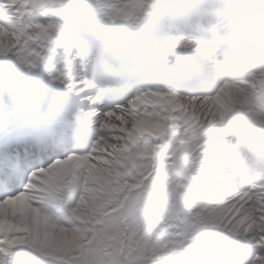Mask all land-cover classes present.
Segmentation results:
<instances>
[{
    "label": "snow or ice",
    "instance_id": "6c2138e0",
    "mask_svg": "<svg viewBox=\"0 0 264 264\" xmlns=\"http://www.w3.org/2000/svg\"><path fill=\"white\" fill-rule=\"evenodd\" d=\"M58 2L0 0V6L10 10L16 25L9 28L0 23V55L13 53L23 57L30 71L37 60L55 53L58 60L48 70L49 79L87 101H101L112 107L102 112L91 108L85 118L101 131L94 135L77 132L75 139L83 147L57 156L47 167L34 168L22 188L17 169L8 164L0 166V182L14 186L15 190L14 195L0 199V264H13L5 254L23 245L53 258L51 264H93L89 252L99 253L108 245L97 239L94 227H82L88 224L83 208L88 205L89 193L96 188L107 191L110 185L131 175L137 169V161L154 157L161 149H165V161L136 171L131 180L125 179L127 191L116 207L106 209L109 201L105 200L89 211L102 215L123 211L126 217H134L137 224L147 221L159 225L157 235L165 234L168 243L175 245L163 255L175 253V264H201L199 256L209 237L215 251L226 257L223 264H264V179L227 193L226 210L220 214L214 206L192 203L189 183L167 171L173 160L179 161L185 155L193 156L199 163L217 156L221 148L228 146L230 141L221 143L215 138L220 133L214 126L223 122L233 109L232 86L228 83L215 86L207 67L197 61L182 73H176L177 90L159 86L137 89L130 98L115 102L108 95L109 87L101 83L100 94H89L100 80H89L84 75L77 79L80 54L66 37L64 24L40 11L45 5ZM137 5L138 0H133L129 7L116 9L113 19L127 18ZM33 12H39L42 19L32 17ZM171 46L195 48L198 42L177 39ZM25 53H30L32 59H26ZM183 63L180 58L178 65ZM233 131L239 139L251 135L247 129L237 131L236 126ZM157 178H162V182ZM188 179L195 181L198 176L189 169ZM38 186L61 203L66 204L72 198L74 206L69 211L79 223L61 226L35 206L31 190ZM169 186L171 193L166 196ZM89 231L91 236L86 235ZM134 233L135 229L127 234L121 231L119 235L130 239ZM94 240L97 244L91 247ZM121 245L120 255L104 264H123L121 256L126 260L129 253L124 251L123 239ZM151 258L149 254L148 259Z\"/></svg>",
    "mask_w": 264,
    "mask_h": 264
},
{
    "label": "clouds",
    "instance_id": "9594fccd",
    "mask_svg": "<svg viewBox=\"0 0 264 264\" xmlns=\"http://www.w3.org/2000/svg\"><path fill=\"white\" fill-rule=\"evenodd\" d=\"M132 2L59 0L40 11L64 24L66 37L72 40L74 51L80 54L77 79L84 75L89 80L99 79L96 85L102 83L109 87L147 73L174 82L178 87L176 67L178 60L187 54L196 56L207 67L215 86L225 83L232 86L233 109L223 122L214 126L220 133L215 138L221 143L230 141L228 146L221 148L217 156L199 163L193 156L185 155L179 161L173 160L167 169L171 175L189 183L192 199L202 200L203 205L214 206L222 214L226 210L227 193L264 179V0H138L130 16L113 19L116 9L127 8ZM192 6L203 9V14L177 23L175 18ZM177 39H195L198 47H172ZM133 68L137 71H130ZM234 126L237 131L240 128L249 130L251 135L247 139L237 138ZM164 152L165 149H161L154 157L137 161V169L110 185L107 191L96 188L89 193L88 205L83 208L88 224L82 227H94L97 239L108 245L99 253L89 252L93 264L96 260L104 264L119 256L121 239L124 251L129 253L126 260L121 256L123 264H175L173 254L163 255L175 245L168 243L169 237L165 234L157 235L159 225L147 221L137 224L134 217H126L123 211L111 215L89 211L105 200L109 201L106 209L116 207L127 191L124 180L133 179L140 169L162 164ZM189 169L196 173L197 180L188 179ZM157 179L162 182V178ZM169 193L170 186L164 195ZM97 220L98 223H92ZM133 229L135 233L130 239L127 235L120 237L121 231L127 234ZM86 235L91 236L92 232ZM109 236L115 238L109 240ZM96 244L94 240L91 247ZM149 254H152L151 259H148ZM201 255L204 257L201 264H223L225 260L214 259L216 251L210 237Z\"/></svg>",
    "mask_w": 264,
    "mask_h": 264
},
{
    "label": "rangeland",
    "instance_id": "374dc122",
    "mask_svg": "<svg viewBox=\"0 0 264 264\" xmlns=\"http://www.w3.org/2000/svg\"><path fill=\"white\" fill-rule=\"evenodd\" d=\"M108 2L111 4H116V3H119L120 0H108ZM26 54L28 55L29 53H26ZM4 59L5 60H3V61L0 60V116H1L0 117V126L5 124V120L2 117L3 114H6V113L12 114V112H15L16 108L23 107V108H28L30 110L31 108H33L35 106V105L30 106L29 104L17 105L16 100H13V98H15L14 97L15 95L25 96V91H26L27 92L26 95L30 98V96L35 94V93L40 92V94H41L44 92L43 93V95H44L45 91H48V87H47L46 83L49 81V77H48V70H46V69H48V67H50L47 56L45 57L46 60L43 63H41L43 71L37 72V73H28L26 71L27 67H26L25 63L23 62V57L18 58L16 55L9 53L7 55H4ZM16 67L18 68V70H16ZM51 83H53V86H54L55 80H52ZM56 85H57L56 88L53 87V90L51 89L54 98H58L59 96L61 97L62 96L61 93L63 94V92L65 90V87L63 89L60 88V87L64 86L60 82H58V84H56ZM91 93L92 92H90L89 94H91ZM49 96H50V93L42 96L40 99L41 102L36 103L35 107L41 108L42 104L49 98ZM81 96H80V98H81ZM76 101H77V108L79 110L81 107L78 104L77 99H76ZM82 102H84V104H86V101H82ZM55 107H57V106H55ZM54 109H56V108H54ZM82 109H83V107H82ZM74 112H77V110ZM17 120H19V119L11 118L9 120V123H8V125H9L8 129H10V128L12 129L14 126L19 127L20 125L16 124ZM98 131H101V130H99L97 128V132ZM89 132H90V134H94V128H90ZM4 134L5 133H3V135ZM3 135H1V136H3ZM31 171L32 170H30L28 172V174ZM34 189H35V191H33V192H36L37 189L36 188H34ZM40 190H43V188L40 187ZM44 199H46L47 202L52 203V200H51V197L49 196V194L47 196V195H41L40 193H36L35 197H34L36 204L35 203L34 204L39 205L37 207H40L42 209V211H44L46 214L52 216V218L58 224L61 225L60 221H62V225H65V223H66V225L64 227L73 226V225H70L69 221H75V218L73 217V219H70L71 213L69 211V208H70V206H74V200L71 201L69 207L66 208V211H65L64 209L61 210L59 205H56L54 207L52 206V204H49L48 206L41 205V204H43ZM57 210H59L60 212H62V214H65V215L57 214ZM58 215H59V217H58ZM63 216L67 218L66 222H65V219L63 218ZM15 247H17V246H15ZM14 248L12 249V251H13L12 253L5 254V258L8 260H11L13 262V264H51L52 259H53L50 257H47L46 259L43 258L46 256H44L42 253H40L39 251H37L35 249L29 248L26 245L19 246V248L17 250H14ZM27 252L33 253L37 257H42L43 261L41 263H37L33 260H28L27 259ZM173 255L176 256L175 253Z\"/></svg>",
    "mask_w": 264,
    "mask_h": 264
},
{
    "label": "bare ground",
    "instance_id": "6f19581e",
    "mask_svg": "<svg viewBox=\"0 0 264 264\" xmlns=\"http://www.w3.org/2000/svg\"><path fill=\"white\" fill-rule=\"evenodd\" d=\"M183 56H184V58H187L186 55H183ZM188 57L190 58L188 60L194 61L193 59H195L196 56H194V55H188ZM196 59H197V61H199L197 57H196ZM0 60L1 61L5 60L4 59V55H0ZM56 84H58V81H55V85L53 87L56 88V86H57ZM52 90H53V88H52ZM65 90L66 91H69L66 87H65ZM123 93H125V92H122L121 94H123ZM61 95H62V93H61ZM80 96L81 95H79V97H78V95H76L72 91L70 92L69 95L64 96V97H68L69 98V101H68V103H66V105L69 106L68 109L70 108L69 110L70 111H73V113H74V111L77 110V112H83V113L86 114V113H88V111L91 108H94L98 112H102V111L108 110L109 106H112V104H106V103L101 102V101H96V102L93 103V102H90V101L85 100L83 98V96H81V98H80ZM61 98H62V96L61 97H58V98H53V100L49 103L50 106L47 109L48 111L46 110L47 111V116H45V118L46 117L52 118L54 116V113H56L60 109V107L62 106V104L60 103ZM76 99L78 100V104L81 107L79 110L77 108V101H76ZM82 101H86V104H84ZM113 101L117 102L116 100H114V98H113ZM55 106H57V107H55ZM82 107H83V109H82ZM54 108H56V109H54ZM62 108H65V107L62 106ZM58 153H59L58 150H54L53 149L51 152L44 153L43 154L44 161H42V162H38L37 159H36V156L34 158L30 159V162H26L27 163L26 164V168H20V170L17 172V175H18V178H19L18 179V183H19L20 187L22 188L23 187V184L26 183L27 177H28V172L30 170H33L34 168H44V167H47L53 161V158H56L58 156ZM61 156H63V155H61ZM29 158L30 157H28V159ZM31 191L33 192V191H35V189H32ZM12 193H13V195L15 194V190L14 189H13ZM2 198H3V196L0 195V199H2Z\"/></svg>",
    "mask_w": 264,
    "mask_h": 264
}]
</instances>
